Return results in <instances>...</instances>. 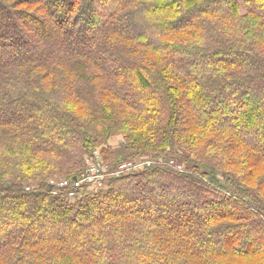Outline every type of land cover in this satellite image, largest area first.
Segmentation results:
<instances>
[{"label": "trees", "instance_id": "trees-1", "mask_svg": "<svg viewBox=\"0 0 264 264\" xmlns=\"http://www.w3.org/2000/svg\"><path fill=\"white\" fill-rule=\"evenodd\" d=\"M0 264H264V0H0Z\"/></svg>", "mask_w": 264, "mask_h": 264}, {"label": "built area", "instance_id": "built-area-1", "mask_svg": "<svg viewBox=\"0 0 264 264\" xmlns=\"http://www.w3.org/2000/svg\"><path fill=\"white\" fill-rule=\"evenodd\" d=\"M93 151L85 155V166L79 174L69 178L52 179L48 182L53 187L54 194L59 195V192L65 191L64 196L69 200H74L83 191H94L95 189L104 188L110 178H117L128 172H139L144 167H149L153 164V160L149 158L132 157L128 160H123L115 168L109 165L111 166L109 168L102 164L103 162L100 160L101 154ZM98 162H101V164Z\"/></svg>", "mask_w": 264, "mask_h": 264}, {"label": "rangeland", "instance_id": "rangeland-1", "mask_svg": "<svg viewBox=\"0 0 264 264\" xmlns=\"http://www.w3.org/2000/svg\"><path fill=\"white\" fill-rule=\"evenodd\" d=\"M101 5H103L102 3H101ZM111 6H113V5H111ZM101 8V10H99V11H97V15H95V17L97 18V20H102V17L100 16V15H98V14H105V7L104 6H102V7H100ZM119 137H120V135H118ZM118 136H116V137H118ZM114 144V143H113ZM113 144H111V151L112 150H114V153H113V156L111 155V158L110 157H108L107 155H105V154H102V152H100V150L101 149H94L95 151H93V152H98V153H100L101 155V161L103 162L102 164L105 166V167H109V168H111V166H113L112 168H115V166H118L123 160H128V159H130L129 157H128V153L126 152H124V151H122L120 148H118L117 146H118V143H115L114 145ZM108 157V158H107ZM136 157V156H135ZM148 158H150L151 160H153L152 158H151V156H149ZM111 159V160H110ZM137 160V159H136ZM157 161H159V162H164V164H166V165H169V166H171V167H173L174 169H176L177 171H183V163L182 162H180V161H175V160H173L172 162L170 161V159L169 160H164V159H158V160H153V166L157 163V164H160V163H158ZM99 164H101V162H98ZM152 163V162H151ZM182 164V165H181ZM109 165H111V166H109ZM84 166H85V164H84ZM146 167H144V169H145ZM83 169H84V167H83ZM82 169V170H83ZM81 170V171H82ZM81 171H79V173L81 172ZM78 173V174H79ZM74 176H76V175H74ZM62 178H67V177H62ZM52 190H54V189H52ZM77 196V195H76Z\"/></svg>", "mask_w": 264, "mask_h": 264}]
</instances>
